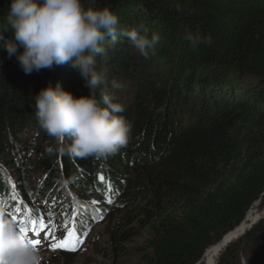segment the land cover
I'll use <instances>...</instances> for the list:
<instances>
[{"label": "trees", "instance_id": "trees-1", "mask_svg": "<svg viewBox=\"0 0 264 264\" xmlns=\"http://www.w3.org/2000/svg\"><path fill=\"white\" fill-rule=\"evenodd\" d=\"M10 3L0 0V163L18 173L20 188L35 185L29 173L40 170L47 173L44 189L57 188L60 176L70 177L82 199L100 185L99 174L107 176L122 191L124 206L109 227L112 253L124 254L141 231L148 237L137 251L141 264H197L201 259L205 264L207 253L224 244L218 259L240 237L227 241L229 234L245 224V231L249 228L252 205L264 195V0H83L85 7H109L125 30L143 22L161 36L148 58L123 36L110 49L108 71L138 85L141 94L133 107L116 101L133 124L132 138L106 158H58L55 143L49 158L25 167L23 130L36 121L35 96L45 86L43 77L51 75L54 87L67 88L73 78L86 81L67 64L29 75L15 56L8 58L4 45L14 33L2 27H7ZM186 30L210 36L211 44L194 51L184 39ZM136 56L145 63L150 59L155 76ZM78 88L76 97L82 93ZM105 90L103 85L96 90L98 99ZM39 134L40 141H55L41 127ZM9 179L0 169L2 187ZM241 242L264 260V221ZM110 251L98 255L106 261ZM235 256V249L229 250L219 264Z\"/></svg>", "mask_w": 264, "mask_h": 264}, {"label": "clouds", "instance_id": "clouds-1", "mask_svg": "<svg viewBox=\"0 0 264 264\" xmlns=\"http://www.w3.org/2000/svg\"><path fill=\"white\" fill-rule=\"evenodd\" d=\"M6 24L2 28L14 33V40L5 41L7 56H15L25 74L67 64L79 71L89 88L88 95L76 97L49 82L35 96L36 120L57 142L58 151L74 158H106L126 147L133 124L121 115L125 106L116 102L122 85L108 79L110 49L123 36L148 58L155 54L160 34L150 32L143 22L125 30L109 7H85L83 0H11ZM184 39L194 51L211 44V37L199 30H186ZM109 84L111 90L98 99L96 90ZM60 183L66 187L72 178L62 177ZM0 264H42L40 249L18 230L4 204H0Z\"/></svg>", "mask_w": 264, "mask_h": 264}, {"label": "rangeland", "instance_id": "rangeland-1", "mask_svg": "<svg viewBox=\"0 0 264 264\" xmlns=\"http://www.w3.org/2000/svg\"><path fill=\"white\" fill-rule=\"evenodd\" d=\"M121 57L122 56H120V58ZM136 59L138 63L142 62V57L136 56ZM149 60L147 63H145L146 61L144 60L141 64H143L144 70L147 71L149 69V71L151 72L150 75L154 74L155 76L154 67H152L153 63H150ZM156 69L159 70V68L157 67ZM50 78H51V75L47 76V74L43 77V81L45 82L44 87H46L47 84L51 82ZM109 78L111 80L113 79L116 80L122 85V88L117 90L116 92V95L118 97L117 101L123 103L125 106L127 105L128 107L129 106L133 107V105L135 104V99L137 98L136 96L141 95L139 94L140 91L138 90V85L132 82H123L118 77V75L111 73V71H108V79ZM110 79L109 81H111ZM77 81L78 80L74 78L73 80L70 79V81H67V85H68L67 88L65 86L61 88L65 91L71 92L74 96L77 92V89H79L78 88L79 86L82 90V93H80L81 95L89 91L87 84L83 83V79H81L79 83ZM158 86H159L158 83L154 85L155 88L157 87L156 89L159 88ZM107 89L111 90L110 84L107 86ZM168 102H170V99H168ZM39 127L40 126L36 120V121L30 122L29 125H27L23 130V131H26L23 135V138L25 139L26 144H27V147L24 150L26 154L23 157V159L25 160L24 161L25 164L23 163L24 167L29 164L28 162L34 163L35 161H38L40 159L49 158L54 152L55 148L57 149V145L55 144L57 143L56 141H50V140L40 141L39 138L41 137V135L40 134L37 135V129ZM8 139H10V137H8ZM12 141H13L12 143L16 145L14 142V139ZM61 154L63 155V153H60V152L56 153V157L58 158L61 157ZM52 160H57V158H52ZM22 162L23 161H21V163ZM0 169L2 170V172H5L7 175H9L10 179H12L14 182H17V178L14 177L15 174L16 175L18 174L16 171L9 170L2 163H0ZM22 170H24V168H22ZM45 174L47 175V173L40 171V170H37L36 172L31 171V173H29V181L35 183L39 180H42L43 178H46ZM62 177L63 176L58 177L57 181H60L61 179L59 180V178H62ZM259 201L260 202L257 204V206H254V208H252L250 211L252 212L250 215L251 216L253 215V217H252V220L248 222L249 228L246 231H244L242 235H240V238L238 237L236 240L229 243V245L224 249V251L220 253L221 255L218 257L216 264H219V262L224 257V255L228 253L229 250H232V249H235L236 256H235V259H231L229 261V264H263L264 260L260 259L259 254L256 255V253H253L249 249V247L242 248L243 246L241 244L242 243L241 241L245 240V237L248 235V232L252 230L256 225L264 221V197L260 199ZM118 210L120 209H117L115 212L110 214L108 216V220L104 224L97 227L92 236H88L87 240H85L82 244H79L77 246L76 251H65L63 249L53 250L51 245L53 243H58L56 240L55 241L49 240L42 236L36 237L42 240V243L38 246V249H40V251L42 252L41 255L44 259V260L42 259V264H141L142 260L140 256L137 255V251L140 248H145V241L146 239H148V237L143 232L141 233V231H139L138 236H136L132 240V243L128 244L125 247L124 254L126 255L123 254L122 250L120 252L117 251L113 253L110 251V249L112 248L111 244L113 242V239L110 238L108 231H109V227L111 228L110 225H112L111 224L112 221L117 222V220L120 219V214ZM247 214H249V212ZM244 221L246 222L247 218ZM116 222L114 224H116ZM61 239L63 240V237H61ZM72 240L75 241L77 239L73 238ZM238 248L239 250L237 253ZM102 250L110 251L107 254V257L109 258L106 261L104 257H102L101 255H98V252ZM55 251H58V252H56V254H53L55 253ZM201 261L202 259L197 264H203V262L201 263Z\"/></svg>", "mask_w": 264, "mask_h": 264}, {"label": "snow or ice", "instance_id": "snow-or-ice-1", "mask_svg": "<svg viewBox=\"0 0 264 264\" xmlns=\"http://www.w3.org/2000/svg\"><path fill=\"white\" fill-rule=\"evenodd\" d=\"M101 180L104 179V177H100ZM109 203H111V201L109 200ZM15 219V217H14ZM22 223H28L25 221H22ZM31 224V233H29V230L27 227H21L19 230L21 231L22 234L28 236L31 240V243L33 244V246L38 247L41 243L42 240L39 238H35V237H41L42 234H47L49 236H51L52 234L48 231V224L46 223V219L45 218H40L38 217L37 219H33L30 221ZM34 234V236H33ZM72 232H69L67 237L63 240H60L58 243H53L51 245L52 249L55 250L57 248H61L65 251H76L77 250V245L82 243V241H79L78 239L73 241L72 240Z\"/></svg>", "mask_w": 264, "mask_h": 264}, {"label": "bare ground", "instance_id": "bare-ground-1", "mask_svg": "<svg viewBox=\"0 0 264 264\" xmlns=\"http://www.w3.org/2000/svg\"><path fill=\"white\" fill-rule=\"evenodd\" d=\"M85 210H87V209H85ZM85 213H86V211H85ZM252 217H253V215L251 216H249V219L248 220H250V219H252ZM245 228H247L246 227V224L245 225H243L242 227H241V229L240 230H238V231H236L235 233H231V234H229V236H228V238H227V241H229L230 239H234V238H236L237 236H239V235H241V233H243L244 231H245ZM224 245V244H223ZM223 245H221L220 247H216V248H214V249H212V250H210L207 254V257H206V263L205 264H215L216 263V259H217V252H218V249L219 248H221ZM203 262V260L201 261V263Z\"/></svg>", "mask_w": 264, "mask_h": 264}, {"label": "water", "instance_id": "water-1", "mask_svg": "<svg viewBox=\"0 0 264 264\" xmlns=\"http://www.w3.org/2000/svg\"><path fill=\"white\" fill-rule=\"evenodd\" d=\"M263 197H264V195L262 196V198H263ZM262 198H261V199H262ZM259 202H260V201L255 202V203L252 205V207L257 206V204H258ZM252 207H251V208H252ZM251 208H250V209H251ZM250 209H249V210H250ZM249 210H248V211H249ZM235 229H236V228H235ZM233 230H234V229H233ZM239 238H240V237H239Z\"/></svg>", "mask_w": 264, "mask_h": 264}]
</instances>
